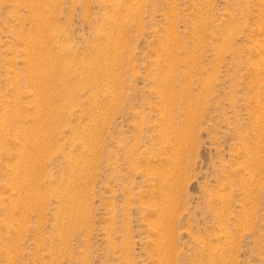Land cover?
I'll return each instance as SVG.
<instances>
[{
  "label": "rangeland",
  "instance_id": "1",
  "mask_svg": "<svg viewBox=\"0 0 264 264\" xmlns=\"http://www.w3.org/2000/svg\"><path fill=\"white\" fill-rule=\"evenodd\" d=\"M0 264H264V0H0Z\"/></svg>",
  "mask_w": 264,
  "mask_h": 264
},
{
  "label": "bare ground",
  "instance_id": "2",
  "mask_svg": "<svg viewBox=\"0 0 264 264\" xmlns=\"http://www.w3.org/2000/svg\"><path fill=\"white\" fill-rule=\"evenodd\" d=\"M43 17V16H42ZM49 47V46H48ZM49 49V48H48ZM51 73V72H50ZM46 76V75H45ZM53 76V75H52ZM44 77V76H43ZM46 78H47V76H46ZM51 83V82H50ZM47 85V84H46ZM58 86V85H57ZM45 97V96H44ZM54 97V96H53ZM60 111V110H59ZM63 111V110H62ZM15 112V111H14ZM67 113V112H66ZM33 126H34V124H33ZM38 143H40V142H37V144ZM41 148V147H40ZM19 158V157H18ZM13 166V165H12Z\"/></svg>",
  "mask_w": 264,
  "mask_h": 264
}]
</instances>
